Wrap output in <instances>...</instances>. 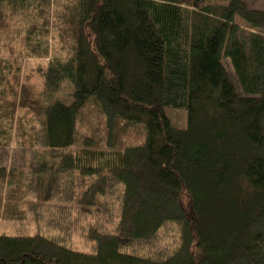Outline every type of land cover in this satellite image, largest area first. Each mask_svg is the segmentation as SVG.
<instances>
[{
	"label": "trees",
	"instance_id": "16d2710c",
	"mask_svg": "<svg viewBox=\"0 0 264 264\" xmlns=\"http://www.w3.org/2000/svg\"><path fill=\"white\" fill-rule=\"evenodd\" d=\"M255 1L0 0V53L13 52L12 27L25 56L49 59L35 98L20 87V56L0 58V121L14 117L16 74L20 122H36L0 124V156L16 129L27 169L0 167V220H26L28 188L60 217L48 222L52 236L1 233L0 264H264V8ZM66 89L69 103L43 104ZM133 134L142 141L130 143ZM103 216L112 228L89 225L90 249L65 245L61 220ZM163 231L176 232L172 246L127 250Z\"/></svg>",
	"mask_w": 264,
	"mask_h": 264
},
{
	"label": "rangeland",
	"instance_id": "374dc122",
	"mask_svg": "<svg viewBox=\"0 0 264 264\" xmlns=\"http://www.w3.org/2000/svg\"><path fill=\"white\" fill-rule=\"evenodd\" d=\"M251 6L253 8L256 9H263L264 8V0H256L255 2L251 3ZM12 31V33H10ZM9 33H7V40L8 42H6L11 50H13V52H2L3 54L0 53V58H6V57H10L12 60L16 59V56L19 57V62H21L22 65V71L19 75L20 78V87L24 86V85H28L30 88H32V93H33V97L35 98H39L40 95H42L43 93L46 92L44 84L41 80V78L39 77V69L42 66H45L46 63H48L49 59H39V58H28L26 55V53L21 51V47L20 44L18 45V43L20 41H22L23 37L18 38V32L16 29L10 27V30H8ZM4 41H2L3 43ZM17 48V49H16ZM8 51V50H7ZM17 53V55H16ZM12 54V55H11ZM10 55V56H8ZM10 81L12 82V86L14 87V94L15 96L12 97L11 101L13 103V107L11 108V110L9 111V114L11 115L12 113L14 114V117L10 120L9 119H5L4 121H0V124H2V128L4 129V125L6 126H14L17 128H20V126H25L27 129L33 128L36 125V122L33 120V118L28 115L26 116L29 120V123H24L23 124L20 122V114L24 115L25 113L21 111L20 109V97H18V99L16 100V74L15 76H12L11 78H9ZM69 91L70 89H66L64 92L59 93V94H55L53 98L49 97V95L46 94V97L42 99L43 104H48L49 102H51L52 99H56V100H60L63 101L65 103H69L70 102V97H69ZM17 101V103H16ZM16 105L18 106V113L16 117ZM5 110V109H4ZM4 110L2 111L1 116L7 115L8 114V110H5L6 112H4ZM17 121V122H16ZM26 130V129H25ZM80 133H82L83 135L89 134V136L95 135L96 136V132L94 131V129L92 130H86V127L84 130H82ZM140 134V133H139ZM143 138H141V135H137L134 136L131 135V137L129 138V142L130 143H138L141 142ZM19 140L17 138V133H16V129L15 131H13L12 134V144L9 147V149L6 152H3L2 157L0 156V167L6 168L7 172H10L12 169L16 168L19 171L24 170V172H26V168H24L21 165V159L18 160L19 156H20V152L21 154L23 153L22 148L20 147L19 144ZM17 156V158H16ZM26 175V174H25ZM28 178H30L29 175H26ZM11 178H16V171L14 173V175ZM28 182H30L28 180ZM0 197L2 198V201H4L3 203H5V197L4 194H0ZM25 200L27 202H29V204L26 205V208L24 207L21 211H22V215L26 216V220L25 221H10V222H6L0 220V234L1 233H5V234H9V235H16V232L18 230H24L27 231L30 234H36V233H42L44 235L47 236H52V230L54 229V226L49 224V220L52 218L53 222L57 221L60 218L58 217L59 211H58V206H53L50 203H43L41 205V200L38 198V194H34L33 190L28 188V191L26 193V196H24ZM60 204V203H59ZM24 205V204H20ZM40 207L39 209H41V212L43 214V219L40 223V225H37L38 222L37 220L33 219L32 216L34 217L35 214L32 213L31 208H37ZM72 210L75 209L74 206H72L71 208ZM24 211V212H23ZM75 211V210H74ZM78 212H76V215H74V219H76L78 217L77 215ZM55 218V219H53ZM96 217H89V218H84L85 220L83 221L82 219L80 221L71 223L69 220L62 221V223H65L64 229L65 232L62 233V235L64 236L63 239L65 240L64 243L67 246H70L72 248L78 249L79 251H87L88 249H90V244H89V238L87 236V228L90 227L89 225H98V224H102L105 223L106 226L105 228H112V225L110 223H108V220L105 216H103L101 218V221H96L95 219ZM55 225V224H54ZM175 231L172 232H168V231H163L160 233L158 240L155 243L149 244L147 245L146 243H135L133 244L130 248H128V251L131 252H137L139 254H151L153 252H155L156 250H158L159 248H165L166 246H169L172 243L171 240V236L175 235ZM173 238V237H172ZM173 244V243H172ZM172 246V245H170Z\"/></svg>",
	"mask_w": 264,
	"mask_h": 264
}]
</instances>
